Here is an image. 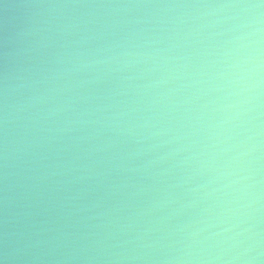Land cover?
I'll use <instances>...</instances> for the list:
<instances>
[{"label":"water","instance_id":"obj_1","mask_svg":"<svg viewBox=\"0 0 264 264\" xmlns=\"http://www.w3.org/2000/svg\"><path fill=\"white\" fill-rule=\"evenodd\" d=\"M0 264H264V0H0Z\"/></svg>","mask_w":264,"mask_h":264}]
</instances>
